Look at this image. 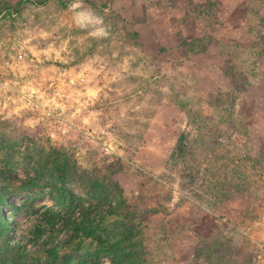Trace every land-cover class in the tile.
I'll use <instances>...</instances> for the list:
<instances>
[{"label":"rangeland","instance_id":"obj_1","mask_svg":"<svg viewBox=\"0 0 264 264\" xmlns=\"http://www.w3.org/2000/svg\"><path fill=\"white\" fill-rule=\"evenodd\" d=\"M39 2L0 14V264H45L52 247L65 264H109L111 226H83L135 205L156 213L125 264H256L264 54L248 48L264 50V0ZM243 62L233 90L226 72ZM50 149L66 153L65 179H36ZM224 165L234 189L223 188ZM106 175L125 199L119 207L90 188ZM206 179L216 199L233 200L194 197Z\"/></svg>","mask_w":264,"mask_h":264},{"label":"trees","instance_id":"obj_2","mask_svg":"<svg viewBox=\"0 0 264 264\" xmlns=\"http://www.w3.org/2000/svg\"><path fill=\"white\" fill-rule=\"evenodd\" d=\"M32 1L33 0H20L19 3L16 2V4L14 5V4H11L8 0H0V14L3 12L12 13L14 8L21 9L22 5L25 2H32ZM46 1L48 0H40L39 3L44 4ZM59 1H62V0H59ZM258 38L262 40L263 36L259 35ZM184 44L185 43L183 42V45ZM256 45L257 44L254 43L251 47L248 48L249 52L251 51L252 54L254 53L253 58H255L257 55L264 54V50L263 49L258 50L257 49L258 46ZM201 46H202V49H205V45H201ZM234 46L236 47V44H234ZM231 47H233V45ZM191 51L192 49L189 50L187 48H184V50L182 51V56H189ZM240 54L241 53H236L235 56L240 55ZM250 63L251 65H253L254 60L252 59ZM243 64L244 65L242 67V70L240 71L239 70L237 71L235 69H230L226 72L232 81L233 88H234L233 90H237V87H236L238 86L236 84L237 80L242 79L243 77L245 78V74L248 73L245 70L246 69L245 67L247 66V64L244 62ZM250 76H252V74ZM242 80L245 81V79H242ZM184 147H185V144L183 143V137L181 135L177 143V151L182 152L184 150ZM49 160H50V163L48 165H46L45 163H42V161L40 160L38 161L39 167L37 169L38 174H37L36 179L44 178L47 175H53V176L58 177L59 179H65L73 172V168L67 160L66 153L59 151V150L50 149V159ZM223 169L225 170V173H227V175L225 176V179L227 180V182L223 184L224 186L223 188L228 187L229 189H234L235 186L233 183V178L231 179L229 178L228 170L225 169V165L223 166ZM106 171L109 174L112 173V171H109V170H106ZM108 175L102 178L104 180L99 179V178L94 179V181L91 183L90 188L92 189L93 192L96 193L95 197L97 199H100V200H106V199L112 200L113 199L115 200V204L117 203V206L119 207L120 205L124 204L125 199L122 196H120L119 193L117 192H116L117 194H113L112 189L114 191L116 189V186L118 185L116 182H112L110 179H108ZM13 180L21 181V182L23 181L18 177H15ZM22 184L26 185V182H22ZM202 185L204 187L200 191L199 189H197V192L193 195L194 197H197V199L198 198L201 199L203 202L207 203L208 205L216 206L217 204H223V203L233 200L231 195L226 194V193L219 195L218 198L216 199L217 193L215 194L213 192L217 190V186L211 184V182L207 179ZM204 189H205V197H203L202 195V192H204ZM83 209L87 213H89V211H87L88 208L87 209L83 208ZM117 213L119 212H113V210H109V211L105 210L104 212H96L95 216L98 218L97 219L98 224L94 226L93 224H89V226L88 225L83 226L85 233L94 227H100L103 230L105 229V232L108 233L109 232L108 230L110 228L109 227L107 228L106 226H111V229L114 234L110 233V237H112L111 238L112 242H109L108 249H109V252H111L112 254H111V260L109 264H125L124 258L135 259L134 252L131 250H126V249L133 242V239H138L142 237V231H144V228L146 227L145 225L148 224L146 220L148 219L149 215L156 213V211L152 209H142V208H139L137 205H135L132 208H128V212H127L128 214H124L123 212L120 214H117ZM86 217H88V214L86 215ZM120 222H124V223H121V225H119ZM79 227L80 226L78 225L77 228ZM135 229L138 232L133 237V230L135 231ZM2 234L3 236L6 235V229L2 230ZM96 240L97 242L101 243L100 238H97ZM5 244L7 245V249L11 251L13 254L16 253L18 258L20 259L24 258L25 252L21 250L22 249L21 244L10 245L7 242ZM119 244H123V247L121 249H118ZM130 246L133 247L132 245ZM61 250L62 248H57V247H52V248L47 249L45 251L46 256H47V263L45 264H65L61 256L62 255L60 252ZM119 250L121 253H119ZM132 250H134V248H132ZM126 263L129 264L130 262H126Z\"/></svg>","mask_w":264,"mask_h":264},{"label":"built area","instance_id":"obj_3","mask_svg":"<svg viewBox=\"0 0 264 264\" xmlns=\"http://www.w3.org/2000/svg\"><path fill=\"white\" fill-rule=\"evenodd\" d=\"M256 264H264V247L260 246L259 252L256 255Z\"/></svg>","mask_w":264,"mask_h":264}]
</instances>
